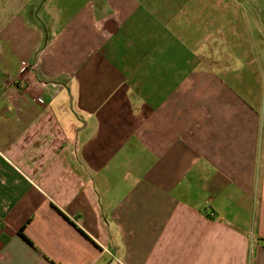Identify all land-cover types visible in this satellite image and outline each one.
Segmentation results:
<instances>
[{"label":"crops","instance_id":"obj_1","mask_svg":"<svg viewBox=\"0 0 264 264\" xmlns=\"http://www.w3.org/2000/svg\"><path fill=\"white\" fill-rule=\"evenodd\" d=\"M238 9L0 0V264H264L263 65Z\"/></svg>","mask_w":264,"mask_h":264},{"label":"rangeland","instance_id":"obj_2","mask_svg":"<svg viewBox=\"0 0 264 264\" xmlns=\"http://www.w3.org/2000/svg\"><path fill=\"white\" fill-rule=\"evenodd\" d=\"M222 1H227V0H222ZM235 2L239 6V11L243 13L245 17L241 19V21H244V26L246 28V35L250 42H257V53L260 54L261 60H262V65L263 67H259V70H261L260 73H257V75L261 78L262 84L264 81V0H228ZM205 20H201L199 23L203 25ZM231 22H233L231 20ZM233 25L231 24V27ZM237 27V26H236ZM248 41V42H249ZM247 42V43H248ZM213 53L214 55H218L221 53V51H207V50H202L205 54L206 52ZM201 52V51H200ZM198 52L199 55L201 53ZM248 68H240L241 71L246 72Z\"/></svg>","mask_w":264,"mask_h":264}]
</instances>
